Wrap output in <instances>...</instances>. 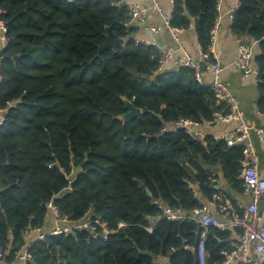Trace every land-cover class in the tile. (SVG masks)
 <instances>
[{"label": "trees", "instance_id": "obj_1", "mask_svg": "<svg viewBox=\"0 0 264 264\" xmlns=\"http://www.w3.org/2000/svg\"><path fill=\"white\" fill-rule=\"evenodd\" d=\"M124 2L0 0L11 39L0 56V239L13 256L29 229L44 227L50 201L70 223L92 214L115 230L107 240L91 229L50 235L35 242L29 264H199L185 245L196 246L205 228L156 222L154 200L192 212L212 199L211 178L220 173L243 192V146L163 131L181 118L212 121L216 93L188 66L160 70L159 49L132 37ZM218 16L217 0H174L171 24L194 25L208 51ZM232 30L258 42L253 61L264 112V0H240ZM107 36L125 43L98 54ZM126 100L143 110L131 123L123 118ZM207 231L208 264H218L222 250L235 246L232 231Z\"/></svg>", "mask_w": 264, "mask_h": 264}, {"label": "built area", "instance_id": "obj_2", "mask_svg": "<svg viewBox=\"0 0 264 264\" xmlns=\"http://www.w3.org/2000/svg\"><path fill=\"white\" fill-rule=\"evenodd\" d=\"M224 0H217V10L219 16L216 19L215 25L211 30V44L208 51L201 50L198 60L185 52L183 57L177 60L179 66H188L196 71L198 80L203 83L202 73L207 70L215 75L214 80L209 84L216 93V109L213 113V121L219 123H237V127L231 132L224 135H213L217 140H223L228 146L241 145L244 147L245 158L241 171L243 180V196L249 197V202L245 203L243 199L231 198L221 184V179L217 177L211 178L215 185L216 191L213 193L209 203H205L200 207L195 208L192 212H187L181 207H172L167 205L160 199H155L154 204L159 210L155 221L170 220L184 221L191 220L205 228L201 233V239L196 246L190 244L185 245L186 249H194L197 253L199 264H208L206 250V236L209 226H215L222 230L239 229L238 241L231 250L223 249L225 259L218 264H264V215L261 213L259 204L264 198V178L259 170V155L256 145L252 139L253 133L262 137L264 135V127H257L250 124L246 118L244 110L240 106L239 98L233 93L231 83L221 78L224 70L218 51V30L220 25V14L223 9ZM240 7V0L236 2L232 8L231 18H234L235 12ZM151 10L161 11L157 1L152 7H147L141 4L129 6V20L127 26H134L136 22L148 18ZM4 11L0 8V44L5 48L11 41L8 34L7 22L1 17ZM172 17H165L162 24L152 26L151 29L155 32H160L167 28L173 36L178 40V34L182 30L171 24ZM137 43L148 44L144 39H136ZM153 45V44H152ZM156 46V45H154ZM161 54L159 65L160 70L172 62L175 58V49L168 47L162 48L156 46ZM254 44L241 41L239 43V55L234 65L242 70L246 77L259 78V68L254 64L255 49ZM0 57V85L4 82V74L2 72ZM11 105H14L12 103ZM4 122V120H3ZM1 123V125L3 124ZM202 123L192 118H181L177 123L163 128V131H175L179 128L184 129L192 138L205 140L207 134L201 129ZM72 188L69 187V190ZM210 205L217 208V212H213ZM49 210L54 213L57 219H62L64 216L59 207L50 201L47 204ZM65 224L58 225L53 230H45L44 227H34L29 229L24 235V244L15 253V264H29L32 259V247L38 240H45L50 235L73 234L82 229H91L94 236L101 237L104 240L108 239L111 230L106 222L99 218H94L90 214L87 218L79 222L70 223L68 218L64 220ZM125 223H120L119 227ZM102 229V231H100ZM154 225L148 227L152 231ZM37 234L34 238L33 235ZM222 241L221 238H218ZM7 246L0 239V264L7 263ZM169 264V263H167Z\"/></svg>", "mask_w": 264, "mask_h": 264}, {"label": "crops", "instance_id": "obj_3", "mask_svg": "<svg viewBox=\"0 0 264 264\" xmlns=\"http://www.w3.org/2000/svg\"><path fill=\"white\" fill-rule=\"evenodd\" d=\"M157 1L161 11L151 10L149 16L145 20L136 22L134 25V32L132 37L135 39H144L148 44L160 46L162 48L171 47L175 49V58L168 65L169 70H176L179 68L177 60L183 57L185 52H188L193 59L198 60L200 52L202 50L199 43L197 31L192 25L187 29H182L178 34L177 40L173 34L167 29H163L160 32H155L151 29L152 26L162 24L165 17H172L174 10V0H125V4L128 6L134 4H141L147 7H152L154 2ZM238 0H224L223 9L221 11L220 25L218 30L217 51L224 70L221 74V78L231 83V89L233 93L239 98L240 106L244 110L248 122L259 128L264 127V112L258 107L259 90H258V78L246 77L242 70L234 65V62L239 55V43L241 39L233 33L231 13L232 8ZM256 48L258 42H253ZM254 48V49H255ZM258 48V47H257ZM3 50V46L0 44V56ZM257 53V51H256ZM215 78V75L207 70L202 73L203 83L210 84ZM6 110H0V126L3 120H5ZM201 129L207 135H224L227 132H231L237 127V123H219L216 121H205L201 124ZM252 139L256 145V149L259 155V170L261 176L264 178V135L262 137L253 133ZM221 184L227 183L226 179L220 173ZM230 194L234 198L243 199L245 203L249 202V197H244L242 193L235 192L228 188ZM209 203V202H207ZM210 209L213 212H217V208L214 205L209 204ZM261 213L264 215V198L259 204ZM63 225L65 222L57 221L54 213L49 211L47 220L44 225L45 230H52L57 225ZM232 237L235 241H238L239 232L237 229H231ZM34 238L37 237L35 233ZM15 254L10 256L9 248L7 249V263L15 264ZM161 262L168 263L167 258H161Z\"/></svg>", "mask_w": 264, "mask_h": 264}, {"label": "water", "instance_id": "obj_4", "mask_svg": "<svg viewBox=\"0 0 264 264\" xmlns=\"http://www.w3.org/2000/svg\"><path fill=\"white\" fill-rule=\"evenodd\" d=\"M125 5V2H124ZM125 43L124 38L116 37L112 39L110 36H107L105 43L99 48L98 54L102 51L109 48H118L120 45ZM127 107L129 111L123 115V118L126 122L131 123L135 118H141L143 115V110L136 106L132 101L126 100ZM214 173H218L220 171L219 167H214L212 169Z\"/></svg>", "mask_w": 264, "mask_h": 264}, {"label": "rangeland", "instance_id": "obj_5", "mask_svg": "<svg viewBox=\"0 0 264 264\" xmlns=\"http://www.w3.org/2000/svg\"><path fill=\"white\" fill-rule=\"evenodd\" d=\"M222 186L224 187V189H225L226 191H228V188H229V186H228V185H226V184H223ZM56 220H57V221H62V222H63L64 220H66V217H63L62 219H57V218H56ZM58 225H59V224H58ZM58 225H57V226H55L53 229L57 228V227H58ZM53 229H52V230H53Z\"/></svg>", "mask_w": 264, "mask_h": 264}]
</instances>
